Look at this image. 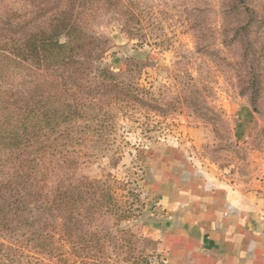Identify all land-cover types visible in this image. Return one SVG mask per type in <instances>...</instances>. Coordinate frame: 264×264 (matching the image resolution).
<instances>
[{
  "label": "rangeland",
  "instance_id": "rangeland-1",
  "mask_svg": "<svg viewBox=\"0 0 264 264\" xmlns=\"http://www.w3.org/2000/svg\"><path fill=\"white\" fill-rule=\"evenodd\" d=\"M141 1L148 15L132 25L135 36L126 33L121 15L107 11L96 14L89 27L99 40L96 67L110 68L125 83L143 89L138 94L144 105H133L125 115L116 112L105 143L87 140L67 155L72 180L109 183L117 208L128 218L96 214L83 244L69 242L59 228L48 229L52 244L45 250L28 241L12 245L0 233V264H151L158 260L154 244L140 226L156 207L149 179L164 149L179 151L196 168L214 165L224 176H242L245 163H256L255 155L264 161V35L256 47L263 56L244 58L243 44L220 36L219 0H205L210 13L201 42L190 29L186 0ZM249 66L256 92L250 89ZM63 176L51 172L47 190Z\"/></svg>",
  "mask_w": 264,
  "mask_h": 264
},
{
  "label": "trees",
  "instance_id": "trees-1",
  "mask_svg": "<svg viewBox=\"0 0 264 264\" xmlns=\"http://www.w3.org/2000/svg\"><path fill=\"white\" fill-rule=\"evenodd\" d=\"M219 1L222 39L243 44L244 58L260 54L264 0ZM144 6L141 0H0V233L12 245L28 241L45 250L52 244L48 229L56 228L69 242L83 244L96 214L128 218L109 183L72 180L67 155L87 140L105 143L116 112L125 115L133 105H144L138 94L143 89L110 68L96 67L99 40L89 27L96 14L107 11L121 15L126 33L135 36L134 26L148 15ZM209 7L205 0H186L197 42L203 41ZM249 72L256 92L251 66ZM55 171L64 176L47 190V177Z\"/></svg>",
  "mask_w": 264,
  "mask_h": 264
},
{
  "label": "crops",
  "instance_id": "crops-1",
  "mask_svg": "<svg viewBox=\"0 0 264 264\" xmlns=\"http://www.w3.org/2000/svg\"><path fill=\"white\" fill-rule=\"evenodd\" d=\"M165 150L149 179L156 207L140 226L154 244L151 264H264L262 157L242 176H224Z\"/></svg>",
  "mask_w": 264,
  "mask_h": 264
}]
</instances>
